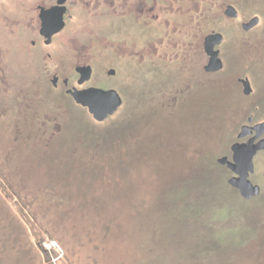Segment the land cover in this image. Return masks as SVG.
Wrapping results in <instances>:
<instances>
[{"label":"rangeland","instance_id":"374dc122","mask_svg":"<svg viewBox=\"0 0 264 264\" xmlns=\"http://www.w3.org/2000/svg\"><path fill=\"white\" fill-rule=\"evenodd\" d=\"M40 1L0 0V264H264V151L250 199L219 161L233 159L243 125L264 121V0H197L203 32L226 36L215 74L204 53L193 71L129 66L125 23L78 10L47 47L28 22ZM230 3L237 19L223 14ZM255 15L262 23L243 29ZM80 50L94 66L83 86ZM65 77L114 88L123 103L96 121Z\"/></svg>","mask_w":264,"mask_h":264},{"label":"flooded vegetation","instance_id":"af4514ba","mask_svg":"<svg viewBox=\"0 0 264 264\" xmlns=\"http://www.w3.org/2000/svg\"><path fill=\"white\" fill-rule=\"evenodd\" d=\"M179 1L180 0H64L62 4H59L58 0H41L31 8V16L29 17L28 22L33 29L36 25L35 30H37L39 37L42 39V42L45 44V46L48 47L54 44L55 38L66 30L72 19L76 18L75 12L78 10V17L80 16V13H85L87 16H89L88 14H91L93 20H96L97 18L110 20L113 23H116V21L119 23H125V56L130 59L127 62V65L129 66L137 65L139 70L146 72H157L164 69L193 71L197 67V55L204 53L206 55V61L203 64L204 71L208 74L221 72L224 70V68H226V59L223 54L224 50L222 49L223 44L226 42L225 33L218 30H211L205 34L203 32V21L196 22L194 16H192L194 13L193 8L198 9L199 7L197 0H187L190 3L189 7L180 6ZM229 6H232L236 9L238 13L236 18H230L226 15L225 12ZM51 9H56V14H62L64 27L62 30L55 33L50 39H48V37L41 33V15L42 12ZM180 11H182V14H186L184 17L185 20L183 22H177L175 24V22H172L171 19H165L164 17L166 13L171 14V12L178 13ZM189 14L192 17L188 18L187 20L186 17ZM223 14L228 19H237L240 15V12L236 6L230 3L225 5ZM254 17H257L259 20L258 24L251 29H255L262 23V18L259 15L253 16L252 19ZM249 22L243 23L242 28L244 29V24ZM34 23L35 25L33 26ZM212 34H220L222 36L220 43L215 45L213 49V51L218 52V59L220 60L222 66L218 70L215 69L218 67V64L215 66L211 64L212 56L209 54V47L207 44V37ZM201 37L202 40L200 44L199 38ZM31 44L36 46L38 41L31 40ZM48 56L50 57L51 54H48ZM75 60L74 68L78 75L77 84L79 86H83L92 79L94 74V66L91 62L85 61L84 50H80L78 54H76ZM110 70H114V73L111 75L115 76L117 72L116 69L111 68ZM89 71L91 72L89 79L83 81V83H80L81 80L88 76L87 74ZM246 78H238L239 83L242 85L241 80ZM60 79L61 76L58 73L54 74L51 79L53 86L58 87ZM249 81L251 83L250 79ZM63 84L67 88V93L69 90H73L75 88L86 89L93 87L88 86L84 88H78L75 85L70 87V78L68 77L63 79ZM251 86L253 87L252 83ZM110 89L114 88L105 90ZM253 92L254 88H252V93L249 96H251ZM68 94L72 96L70 93ZM177 97L178 95L176 98ZM260 123H264V121L253 124H245L242 127H254ZM255 135L256 132L253 131L251 134L241 137V139H239L240 141H236L235 144L246 143L254 138ZM263 138L264 134L260 137V139ZM260 139H256L255 142H258Z\"/></svg>","mask_w":264,"mask_h":264},{"label":"water","instance_id":"95a60500","mask_svg":"<svg viewBox=\"0 0 264 264\" xmlns=\"http://www.w3.org/2000/svg\"><path fill=\"white\" fill-rule=\"evenodd\" d=\"M58 1L59 4L64 2V0ZM55 10L56 9L44 11L41 15V33L48 37V39L64 27L62 14H56ZM225 13L230 18H236L238 15L236 9L232 6H229ZM258 20L259 19L257 17H254L249 23L244 24V29L250 30L255 27L258 24ZM221 40L222 36L220 34H212L207 37L209 54L212 56L211 64L213 66L218 64V67L215 68L216 70L222 66L220 60L218 59V52L213 51V49L215 45L220 43ZM113 73L114 70L109 71L110 75ZM90 74L91 72L89 71L87 74L88 76L81 80L80 83L88 80ZM241 83L244 87V93L246 95H250L252 93V86L249 79H242ZM68 93L72 95L77 104L87 108L94 119L99 122H103L109 116L113 115L123 103L122 97L114 89L105 90L97 87H90L86 89L75 88L73 90H69ZM253 131L256 132L254 138L246 143H236L233 145V159L231 161H229L227 157L219 160L221 164L227 165L228 168L234 172L235 176H233V178L229 181V184L238 189L240 194L245 199L256 197L261 192L260 186L253 184L250 180V175L254 172V157L259 151L264 150V138L260 139V137L264 134V123H260L254 127L244 126L239 136L245 137ZM256 139L260 140L255 142Z\"/></svg>","mask_w":264,"mask_h":264},{"label":"bare ground","instance_id":"6f19581e","mask_svg":"<svg viewBox=\"0 0 264 264\" xmlns=\"http://www.w3.org/2000/svg\"><path fill=\"white\" fill-rule=\"evenodd\" d=\"M83 107V106H82ZM85 108V107H84Z\"/></svg>","mask_w":264,"mask_h":264}]
</instances>
